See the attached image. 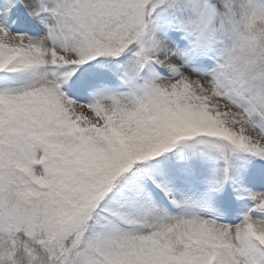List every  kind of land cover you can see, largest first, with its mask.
Segmentation results:
<instances>
[{"label": "snow or ice", "instance_id": "obj_1", "mask_svg": "<svg viewBox=\"0 0 264 264\" xmlns=\"http://www.w3.org/2000/svg\"><path fill=\"white\" fill-rule=\"evenodd\" d=\"M0 264H264V0H0Z\"/></svg>", "mask_w": 264, "mask_h": 264}]
</instances>
